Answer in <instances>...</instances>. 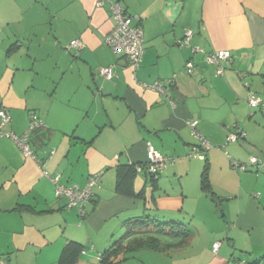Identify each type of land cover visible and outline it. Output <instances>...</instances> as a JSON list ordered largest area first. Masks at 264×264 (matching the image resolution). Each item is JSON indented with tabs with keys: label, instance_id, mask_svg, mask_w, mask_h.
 Listing matches in <instances>:
<instances>
[{
	"label": "crops",
	"instance_id": "0c3cea01",
	"mask_svg": "<svg viewBox=\"0 0 264 264\" xmlns=\"http://www.w3.org/2000/svg\"><path fill=\"white\" fill-rule=\"evenodd\" d=\"M110 1L0 0V110L11 115L5 131L24 134L34 113L45 124L30 139L38 161L26 158L11 138L0 139V228L13 231V243L6 248L0 242V256L13 263L62 264L74 242L85 247L78 264H100L133 218L152 211L167 220L185 219L199 206L213 211L201 189L205 161L190 157L198 144L191 121L212 146L207 158L214 192L239 201L247 196L254 203L260 198L264 209L259 177L251 185L252 179L232 166L264 158V127L250 120L248 103L257 94L254 88L264 86V0H113L143 29L145 51L136 69L105 42L114 27ZM44 25L46 32L38 31ZM187 31L193 33L190 46H182ZM75 40L82 49L70 47ZM193 47L205 54L193 53ZM219 51L231 55L222 62V76L206 59ZM189 61L192 75L186 71ZM101 68H111L114 77H101ZM171 80L167 97L145 87ZM236 126L246 133L244 145L227 143ZM149 144L173 164L155 188L145 189L144 199L134 194L143 192L146 178L139 187L137 176L131 194L117 191L120 166L143 165L137 174L146 177ZM44 171L60 175L62 185L80 188L99 176L86 217L66 207ZM258 190L260 196H250ZM238 228L224 238L228 244L221 228L203 252L170 264H236L232 248ZM254 246L261 249L252 251L257 260L264 238ZM134 253L138 256L132 253L120 264H157L151 254L162 252Z\"/></svg>",
	"mask_w": 264,
	"mask_h": 264
},
{
	"label": "built area",
	"instance_id": "2783aa9c",
	"mask_svg": "<svg viewBox=\"0 0 264 264\" xmlns=\"http://www.w3.org/2000/svg\"><path fill=\"white\" fill-rule=\"evenodd\" d=\"M103 1L98 2V6L101 7ZM112 17L114 20V27L111 32L105 37L106 44L115 52L124 55L130 62L133 68H138L143 60V55L145 51L144 44V32L143 29L135 24L136 17L131 16L117 1H110ZM193 33L187 31L185 38L179 42L182 46H190V41L192 39ZM83 44L79 40H75L71 43L72 48H83ZM193 53L205 54L204 50L199 47H193ZM206 59L209 64L214 65L217 68V75L222 76L225 72V68L222 66V62L231 61V55L227 51H219L215 53H209L206 55ZM194 63L189 61L186 64V71L189 75L193 74ZM100 74L108 80L114 77L111 68H102ZM173 81L159 82L153 86L146 85L145 87L151 88L161 94L164 97L168 95V89L172 86ZM249 106L251 109H256L263 104L261 98L255 94H251L248 99ZM11 121L9 112L6 109L0 111V138L10 137L12 140L20 147L26 158L38 161L37 156L34 154L33 150L29 145V133L37 128L43 127L44 124L40 121H33L30 123L27 131L22 136H17L12 133H5L2 131L3 127ZM198 122L191 121L189 126L192 130L193 136L199 142V146H194L192 148V154L190 157L200 160H205V151L212 148L209 141L202 135L197 129ZM245 133L233 132L228 136V142H237L239 139L243 138ZM54 154V152H52ZM173 160L162 155L160 152L155 150L153 146L149 144L148 152V166L147 173L152 176H156L158 173H162L167 167L172 164ZM258 159L252 157L249 164H240L238 162H233V165L242 172H245L248 167H254L258 164ZM264 167V164H263ZM143 170L142 166L137 167V171L141 172ZM44 175L51 179L55 184V194L58 198L66 199V207L68 209H76L81 217L87 216L86 206L89 204L93 197L94 189L98 187L99 177L90 176L88 183L85 188H80L78 186H65L60 184V175L51 177L48 172L44 171ZM220 242L214 244L213 249L217 252L220 248ZM0 264H10L6 259L0 257Z\"/></svg>",
	"mask_w": 264,
	"mask_h": 264
},
{
	"label": "rangeland",
	"instance_id": "374dc122",
	"mask_svg": "<svg viewBox=\"0 0 264 264\" xmlns=\"http://www.w3.org/2000/svg\"><path fill=\"white\" fill-rule=\"evenodd\" d=\"M40 30L46 32L47 28L44 25L40 27L38 31ZM254 90L255 92H257L256 95L260 97L262 101H264V86H262V89L259 87H255ZM250 113L253 114L250 120H252L254 123H260V125L264 127V121H263L264 109H256ZM255 116L256 118L254 119ZM232 132H236V130L233 129ZM241 143L238 145L245 144L244 141H241ZM255 157L264 163V158L260 157V155H257ZM248 162H249V158L247 161H243L242 163L247 164ZM259 166L258 169L257 166L249 167L248 171L239 172V173L249 176L252 179L250 181L251 185H255L254 182L259 177V184L264 187V170L262 165ZM145 178L146 177L144 174L138 175L137 185H139V187H141ZM260 191L261 190L250 192V196L258 197L260 196L259 194L261 193ZM220 198H221V203L219 205H217L214 202L212 203L213 211H211V209L206 208L205 206H199L195 210L194 212L195 214L193 216H190L185 219L167 220V219H163V217L159 215H157L156 217V215L152 211L147 212V214H145V215H150V217L153 220L157 219L158 221L161 222H168V221L183 222L185 224H188L193 232V237L190 241L192 243V247H190L191 243H189L190 245L188 244L186 247H183L181 249H177L174 247V244H176L177 242V239L175 237L169 235L157 234V239L159 240L162 246L173 244L172 247H170L167 251L163 253L151 254L152 256L157 257V264H170L173 259H177V258L181 259L182 257L186 258L197 252L200 251L203 252V248L205 246L208 247V238L213 233L219 232L221 228H225V233L223 239L221 238V240L225 244H228L226 242V239H228L226 238L227 234L233 231L237 226L239 227L238 228L239 232H237L236 234L235 248H232L234 250V256L238 261L236 264H241V263L254 264L261 257L264 256V252H260L261 256H259L257 260H255V258H252V251L255 252L261 250L257 248V246H254V244L258 243L264 238V209L260 207V203L262 202L260 198L258 199L253 198V200H255L256 203L250 200L249 197L247 196H245L242 199V201L237 200L235 196H228V198L225 196H220ZM258 206L260 207V210L257 208ZM236 218H239V225L236 223L235 220ZM123 235L124 233L123 234L118 233L116 235L115 241L119 240ZM12 236H13V231L11 228H0V242L7 243L5 245L6 248L7 245L13 243ZM21 254H22L21 258H23L24 260H28V256H29L28 254L25 253H21ZM133 255L138 256V253H133ZM139 256L141 257V255ZM41 258L42 259L46 258V254H43ZM85 259H87V257ZM96 261L98 262V260ZM11 263L16 264V262L14 263L11 262Z\"/></svg>",
	"mask_w": 264,
	"mask_h": 264
},
{
	"label": "trees",
	"instance_id": "16d2710c",
	"mask_svg": "<svg viewBox=\"0 0 264 264\" xmlns=\"http://www.w3.org/2000/svg\"><path fill=\"white\" fill-rule=\"evenodd\" d=\"M70 47H71V45H70ZM100 70H99V75L101 77H103L100 74ZM252 94H254V93H252ZM3 109H5V108H3ZM256 109H264V101H263V104ZM256 109H251V110L254 111ZM9 114H10V112H9ZM252 115L253 114H251V116ZM10 117H11V115H10ZM33 121L42 122L37 117V115L35 113L32 114V120L30 121V123ZM9 123L3 127V129H2L3 132L9 133V132L5 131V127L7 125H9ZM30 123H29V125H30ZM44 126H45V124H44ZM43 127L37 128L34 131H31L29 133V145H30V147H31V143H30L31 135L35 131H37L38 129H41ZM27 129H26V131H27ZM25 132H24V134H25ZM236 132H239L241 134L245 133L244 129H240V127H238V126H236ZM12 134H14V133H12ZM24 134H22V135H24ZM22 135H20V136H22ZM17 136H19V135H17ZM5 137H7V136H5ZM5 137H2V138H5ZM2 138H0V139H2ZM245 138H246V133H245V136L243 138H241L237 142H233V143H239L241 141H244ZM227 143L230 144V142H228V138H227ZM195 146H199V142ZM31 149H32V147H31ZM208 151H205V160H204L205 166H204L202 177H201V189L206 194V196L211 199V201H213L214 203L219 205L221 203V198L214 192L213 187H212L210 180H209L210 164H209L208 158H207ZM33 152H34V150H33ZM52 152H54V150L50 151L51 156L53 155ZM34 154L36 155V152H34ZM37 158H38V156H37ZM250 159H249V162H250ZM258 161H259L258 164H256L257 169H258L259 165L263 166V164H264L262 161H260V160H258ZM173 162H174V160H173ZM173 162H172V164H173ZM237 162L240 164H246V163H242L239 161H237ZM249 162L247 164H249ZM172 164H170V165H172ZM141 166H143V165H141ZM144 166L145 167L148 166V163ZM232 166L235 170L242 172L233 165V162H232ZM263 170H264V167H263ZM246 171H248V169ZM162 173H158L157 177L149 175V173H147L146 184H145V187L143 188V192L137 194L134 191L133 192V194L135 193L134 196L137 198H140V197L143 199L146 198L145 197V191H146L145 189L148 187L155 188L156 184L158 183V179L162 175ZM137 176H138L137 165L120 166L117 169V181H116L117 191H121V192L131 194L133 191L135 179L137 178ZM97 177H99V176H97ZM98 186H99V183H98ZM95 189L93 191L94 194H93V197L90 200V202H92L94 200ZM66 203H67V201H66ZM157 234L169 235V236L175 237L177 239V242H176V244H174V247L177 249H181V248L185 247L190 242V240L193 236V232H192L190 226L188 224L183 223V222H177V221L161 222V221H158L157 219L153 220L150 217V215L133 218L127 222L126 231H125L124 235L119 240L115 241L108 249H106L102 253L100 264H120L121 262L125 261L129 255H131L132 253H134L138 250L147 249V250L163 253V252L167 251L170 247L173 246V244L167 245V246H162L160 244L159 240L157 239ZM84 251H85V247L83 245L78 244V243H74V242H70L69 245L66 247V249H65V251L61 257L62 264H78L79 255ZM4 259H6L10 264H12L9 259H7V258H4ZM241 264H244V263H241ZM254 264H264V256L261 257Z\"/></svg>",
	"mask_w": 264,
	"mask_h": 264
}]
</instances>
